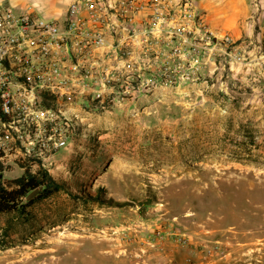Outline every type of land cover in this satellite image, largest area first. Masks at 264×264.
<instances>
[{"label": "rangeland", "instance_id": "1", "mask_svg": "<svg viewBox=\"0 0 264 264\" xmlns=\"http://www.w3.org/2000/svg\"><path fill=\"white\" fill-rule=\"evenodd\" d=\"M175 46L121 64L118 103L69 105L77 134L46 168L67 187L0 215V264H264V44L198 64Z\"/></svg>", "mask_w": 264, "mask_h": 264}, {"label": "built area", "instance_id": "2", "mask_svg": "<svg viewBox=\"0 0 264 264\" xmlns=\"http://www.w3.org/2000/svg\"><path fill=\"white\" fill-rule=\"evenodd\" d=\"M172 5L170 0H74L60 22L18 14L0 1V165H53L78 131L69 105L82 99L118 103L120 65L136 60L150 68L152 46L165 50L174 43L175 54L192 56L196 64L202 48L218 49L195 0ZM146 9L152 11L138 23L137 15ZM221 40L233 43L229 36ZM173 62L163 69L170 81L178 75ZM132 88L125 86V94H133Z\"/></svg>", "mask_w": 264, "mask_h": 264}, {"label": "crops", "instance_id": "3", "mask_svg": "<svg viewBox=\"0 0 264 264\" xmlns=\"http://www.w3.org/2000/svg\"><path fill=\"white\" fill-rule=\"evenodd\" d=\"M11 4L18 14L33 13L40 18L63 22L74 0H0ZM178 4L181 0H170ZM206 26L219 41L229 36L232 42L249 37L264 44V0H195ZM137 15L141 23L150 13ZM257 26L262 31H257ZM254 27V28H253ZM257 31V32H256Z\"/></svg>", "mask_w": 264, "mask_h": 264}, {"label": "trees", "instance_id": "4", "mask_svg": "<svg viewBox=\"0 0 264 264\" xmlns=\"http://www.w3.org/2000/svg\"><path fill=\"white\" fill-rule=\"evenodd\" d=\"M40 187L44 188L41 193L25 202V199ZM66 187V184L57 181L42 166L35 172L26 167L22 176L8 182L4 180L3 176H0V215L22 212L34 202L49 198L53 194L65 190Z\"/></svg>", "mask_w": 264, "mask_h": 264}, {"label": "water", "instance_id": "5", "mask_svg": "<svg viewBox=\"0 0 264 264\" xmlns=\"http://www.w3.org/2000/svg\"><path fill=\"white\" fill-rule=\"evenodd\" d=\"M44 188L43 187H40V188H37L36 190H34L28 197L27 199L28 200H32L34 197L38 196L41 191L43 190Z\"/></svg>", "mask_w": 264, "mask_h": 264}, {"label": "bare ground", "instance_id": "6", "mask_svg": "<svg viewBox=\"0 0 264 264\" xmlns=\"http://www.w3.org/2000/svg\"><path fill=\"white\" fill-rule=\"evenodd\" d=\"M63 244V243H62ZM61 245H58V249H52V251L54 252V253H58L59 252V247H60ZM73 246V245H72ZM39 255H36V258L38 257ZM44 257V256H43ZM51 260V259H50ZM53 260H59V259H56V258H53ZM52 264H57V261H53L52 262Z\"/></svg>", "mask_w": 264, "mask_h": 264}]
</instances>
